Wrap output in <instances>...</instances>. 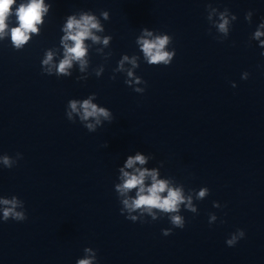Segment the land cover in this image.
I'll use <instances>...</instances> for the list:
<instances>
[{"label": "clouds", "instance_id": "9594fccd", "mask_svg": "<svg viewBox=\"0 0 264 264\" xmlns=\"http://www.w3.org/2000/svg\"><path fill=\"white\" fill-rule=\"evenodd\" d=\"M16 5L13 10V6ZM47 11V7L44 5V0H27V3H19L17 5V0H0V39L4 36H10L12 44L19 49L22 45L26 44L30 39V33H36L38 31L36 25L42 22V14ZM215 11V9H213ZM15 15L16 26L9 27L7 21L9 17ZM102 15L105 19L108 18V13L103 12ZM251 12H248L245 19L249 22L251 21ZM211 19V15L208 17ZM232 20L236 19V16L231 17ZM219 23L217 24V29L220 33L227 35L229 19L225 13L219 14ZM259 29H264V22L259 25V28L255 31L254 38L259 40L261 36H264V31ZM93 30L102 31L101 25L94 15L84 13L81 14L79 19L75 16H69L67 24L65 25L64 31L65 36L62 39V44L64 47V58L55 66L56 72L58 74L68 75V69L72 67L73 61H78L81 65V70H83L86 61L83 59L86 55V45L85 40L91 39L94 43L100 42V37L95 35ZM143 35L138 38L137 43L141 46V50L146 58L148 64L150 65H169L173 57L175 56V51L169 52L166 49V45L169 43L168 36H155L151 39L146 37H152V33L146 28L143 30ZM72 43L69 44L68 42ZM104 44L108 43V38H104ZM260 46L264 47V40L260 41ZM264 55V53H261ZM53 59V54L51 52L47 53L46 58L42 61L43 65L49 66L47 71L51 73V62ZM124 60H128L125 56ZM133 66H136V61L133 59L131 61ZM121 69L123 68V61L120 64ZM133 75L132 71H128V76ZM248 73L242 74V79L248 78ZM139 82V80H137ZM131 83V81H129ZM236 87L235 83L232 84ZM137 92H143V89H136ZM69 108L71 111L67 113L68 119H72V113H77L80 116L81 121H88L90 118H94L96 124L100 123V118L110 119V112L106 108L98 107L96 104L92 103V97L83 100L82 102L77 100L69 101ZM85 127L89 132L95 131V125L92 123H87ZM18 159L21 158V154L17 153ZM0 162L6 168H12L17 160H14L8 155L0 156ZM147 162L146 157L137 153L135 156H129L125 168L133 169L134 165L139 163L141 165ZM122 173L123 183L116 185L117 192L126 196V194L132 189H138L135 198H125L123 199V209H121V214H124V210L127 211V219L135 222L140 219L145 213L152 217V220L156 219V214L153 209H158L163 213L167 214L170 223L175 228L183 229L185 227V219L180 215V206L183 204L186 209L190 212L196 213V208L192 206L191 196L185 197L180 188H172L169 186L168 182L165 180L157 179L156 170L149 171L148 169L135 168L133 172L125 171L123 168L120 169ZM151 178V185L146 186L145 181L147 178ZM208 189H202L198 193V199H203L206 194H208ZM166 192V195H162ZM0 213H2L3 221H8L9 219L15 221H24L27 219L26 213L24 211V202L16 196L11 198H6L0 196ZM214 207H219L218 204L214 202ZM20 209V210H18ZM139 211V216L132 215L133 212ZM216 219L215 215L210 214L209 223ZM163 235L168 236L171 234L172 229H164ZM245 236V232L242 229H238L235 233L231 234L230 238L226 240L228 246H235L236 243ZM86 253L85 258L79 259L77 264H96V252L92 248H85Z\"/></svg>", "mask_w": 264, "mask_h": 264}]
</instances>
